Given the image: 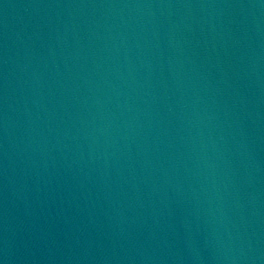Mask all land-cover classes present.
<instances>
[{
    "label": "water",
    "instance_id": "obj_1",
    "mask_svg": "<svg viewBox=\"0 0 264 264\" xmlns=\"http://www.w3.org/2000/svg\"><path fill=\"white\" fill-rule=\"evenodd\" d=\"M0 264H264V0H0Z\"/></svg>",
    "mask_w": 264,
    "mask_h": 264
}]
</instances>
